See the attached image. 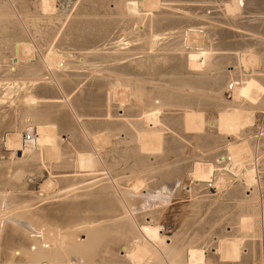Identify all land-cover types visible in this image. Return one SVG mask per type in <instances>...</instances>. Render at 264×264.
<instances>
[{"label": "rangeland", "instance_id": "obj_1", "mask_svg": "<svg viewBox=\"0 0 264 264\" xmlns=\"http://www.w3.org/2000/svg\"><path fill=\"white\" fill-rule=\"evenodd\" d=\"M235 1L154 0L150 8L146 0H0V207H23L39 227L55 215L51 227L66 241L87 234L104 245L125 236L128 225L148 250L141 264H264V93L255 110L234 97L242 78L264 85V34L243 31L264 19V0H243L256 3L254 14L249 6L227 15ZM169 19L178 21L171 31L156 29ZM191 24L203 30L187 46L180 32ZM202 43L211 62L192 56ZM248 52L256 57L251 66ZM129 91H143L142 107ZM46 96L58 105L39 106ZM42 106L59 121L72 118L70 127L54 122L55 149L33 143L28 130H35L29 109ZM241 108L253 113L243 129ZM240 139L251 147L242 164L255 174L251 189L241 165L229 162L228 149ZM198 167L209 181L193 179ZM164 171L172 178L162 183ZM243 214L253 219L244 232ZM12 229L3 222L0 264L21 263L22 247L35 251L44 241L39 229L28 242ZM232 235L243 242L241 258L220 260L217 242ZM123 242L113 264H133ZM190 249L197 260H188Z\"/></svg>", "mask_w": 264, "mask_h": 264}, {"label": "bare ground", "instance_id": "obj_2", "mask_svg": "<svg viewBox=\"0 0 264 264\" xmlns=\"http://www.w3.org/2000/svg\"><path fill=\"white\" fill-rule=\"evenodd\" d=\"M263 1V0H261ZM259 2V1H258ZM261 3V2H260ZM260 3H258V5L260 6ZM47 4V3H46ZM45 4V5H46ZM146 7H153L155 5V2L154 0H146ZM250 6V8H248ZM255 6H256V3L253 1L251 2H246L244 3L243 0H236L234 3L230 4V7L232 8H228V10H226L225 12L227 13V15H230V16H236L238 13H240V11H242L243 9H249V12L253 13L254 10H255ZM44 8V6H43ZM41 9V8H40ZM189 11V10H188ZM242 13V12H241ZM192 14V13H191ZM254 14V13H253ZM258 14V13H257ZM255 14V15H257ZM264 15V13H259V15ZM247 16V14H246ZM245 17V16H243ZM248 17H250L248 15ZM247 17V18H248ZM253 17V16H252ZM252 19V18H251ZM257 21V25L256 26H251L250 24H244V25H247L246 27H243V31L246 30V31H254V29H260V31H258L259 33H262L264 34V19L261 17L259 19L256 20ZM255 21V22H256ZM178 21L176 20H160L158 23H156V29L157 27L158 28H163V31L164 30H169L171 31V27L174 26V24H176ZM180 22V21H179ZM183 23V22H181ZM180 23V25H181ZM5 24V23H4ZM178 24V23H177ZM184 25V24H183ZM202 25V24H201ZM179 26V25H178ZM231 26V25H230ZM150 27V26H149ZM154 27V26H152ZM151 27V28H152ZM183 27V26H182ZM181 27V28H182ZM185 27V25H184ZM183 27V28H184ZM187 28L184 29L183 31H181L180 33L182 34L181 36V39L184 38V40H180V41H183L184 42V45H186L187 43H189L190 41H192V39H196L197 38V35H198V32L197 31H202L203 28L202 27H197L196 25H189V26H186ZM178 28V27H176ZM175 28V29H176ZM180 28V29H181ZM182 28V29H183ZM8 29V28H7ZM149 32H151L152 29L149 28ZM174 30V29H173ZM178 31V30H176ZM175 31V32H176ZM165 32V31H164ZM169 33V32H167ZM171 33V32H170ZM174 33V31H173ZM165 34V33H164ZM175 34V33H174ZM177 34V32H176ZM175 34V35H176ZM170 35V34H169ZM168 36V35H167ZM171 36H168L166 37V41H167V38H169ZM178 37H180L178 35ZM217 37V35H216ZM174 38V36H173ZM177 38V37H176ZM66 39V38H65ZM170 39V38H169ZM168 39V41H169ZM172 39V37H171ZM180 39V38H179ZM263 39V38H262ZM70 40V39H69ZM176 41V40H175ZM161 43H164V42H161ZM169 43V42H168ZM177 43V42H176ZM192 43V42H191ZM166 44V43H165ZM171 44V42L169 43ZM167 44V45H169ZM175 44V43H174ZM172 44V45H174ZM190 44V43H189ZM166 45V47H167ZM178 45V44H177ZM164 46V45H163ZM176 46V45H175ZM174 46V47H175ZM188 46V44H187ZM205 44L202 43L198 48L201 50V49H204L205 48ZM139 47V46H138ZM180 47V45H179ZM140 48V47H139ZM142 48V47H141ZM168 50L169 47H167ZM185 48V46L183 47ZM163 49V48H162ZM180 49H182L180 47ZM179 49V50H180ZM186 49V48H185ZM189 49V48H188ZM29 49L25 50V53L28 51ZM157 50V49H156ZM166 52H167V49H164ZM177 50H178V47H177ZM178 50V51H179ZM183 50V49H182ZM182 50L181 53H182ZM173 51V50H172ZM175 52V51H174ZM173 52V53H174ZM28 53V52H27ZM170 53V52H168ZM170 55V54H169ZM174 58L176 59V52L174 54ZM178 55V54H177ZM146 56V55H145ZM194 58H198V59H201V58H205L204 60V63L206 62H211V61H208L209 58L212 55V53L210 52V49H204L203 51H201L198 55H193ZM179 57V56H178ZM188 57H191L189 53L185 54L184 58L187 59ZM247 57L248 59L246 60L247 61V64H249L250 66L255 64L256 63V57H255V53L253 52H248L247 53ZM171 59L172 56L170 57ZM213 58V57H212ZM219 58V57H218ZM173 59V60H175ZM31 60V59H30ZM149 63L151 62H154L155 61V57L153 59V57H150L148 59H146ZM211 60V59H210ZM221 61V57L218 59ZM223 60V58H222ZM49 62H52L51 59H49ZM179 63H182V61H179ZM208 64V63H207ZM32 65V64H31ZM35 65V64H34ZM7 66V65H6ZM38 66V65H36ZM9 71H10V67L11 65L9 66ZM31 67V66H30ZM54 67V66H53ZM56 67V66H55ZM218 67V66H217ZM25 69L30 70L29 66L26 67ZM34 69V68H33ZM215 69V68H214ZM40 70V69H39ZM38 70V71H39ZM37 71V72H38ZM13 72V71H12ZM8 73V72H7ZM14 73V72H13ZM24 73V72H23ZM40 73V72H39ZM34 73L35 75H37L38 77L41 76L42 74L40 73ZM12 74V73H11ZM25 74V73H24ZM51 74V72H50ZM53 74V72H52ZM46 74H44L45 76ZM57 75V74H56ZM3 76V75H2ZM37 76H33L32 78L36 77ZM44 76H43V79H44ZM52 76V75H51ZM50 76V78H51ZM54 76V75H53ZM22 77V76H21ZM27 77V76H26ZM25 77V78H26ZM28 78V77H27ZM48 78V77H47ZM30 79V78H29ZM42 78H39L38 80H41ZM53 79V78H52ZM55 79V78H54ZM28 80V79H27ZM33 81V79H30ZM37 80V79H36ZM37 80V81H38ZM47 80V79H46ZM7 81V80H6ZM19 81V80H18ZM43 81V80H42ZM53 82L56 80H52ZM51 81V82H52ZM39 82V81H38ZM46 82V81H45ZM48 82V81H47ZM50 82V81H49ZM52 82V83H53ZM98 82V81H97ZM36 83V81H35ZM43 83V82H41ZM14 84V83H13ZM39 84V83H38ZM44 84V83H43ZM54 84V83H53ZM33 85V84H32ZM42 85V84H41ZM45 85V84H44ZM48 85V84H47ZM46 86V85H45ZM62 86V85H61ZM112 86V85H111ZM27 87V86H26ZM52 87V86H51ZM50 87V88H51ZM40 89V87H38ZM28 89V88H27ZM98 89H99V86H98ZM122 89V88H121ZM33 90V89H32ZM37 90V89H36ZM45 90V89H44ZM53 90V89H52ZM31 91V90H30ZM34 91V90H33ZM47 91V89H46ZM61 91V90H60ZM126 91V90H125ZM35 92V91H34ZM33 94L35 95L37 93H34ZM45 92V91H44ZM52 92V91H50ZM128 92V91H127ZM134 93V97H132L129 91V94H131L130 96L132 98L135 99V104L136 106H141L144 104V101H145V94L143 93V91L141 92H135L133 91ZM49 93V92H48ZM54 93V92H53ZM58 93V92H57ZM102 93V92H101ZM123 93V92H122ZM264 93V85H262L261 83H259L253 76H250V77H246V78H242V80L240 81L239 83V87L237 88V93L236 95L234 94V97L236 98H239L241 99V103L243 102H247L249 103L250 107H251V110H255L253 109V105L257 104V101L259 100L260 96ZM49 94H52V93H49ZM56 94V93H55ZM62 94V93H61ZM93 94V91H92V87L90 86L89 90H88V95H92ZM114 94V92H113ZM125 94V93H124ZM128 94V93H126ZM128 94V96H129ZM44 95V94H43ZM39 96V95H37ZM42 96V95H41ZM45 96V95H44ZM52 96V95H51ZM42 97L41 98V103H39L41 106L42 105H55L57 104V102H54L55 100H57L56 97ZM54 96V95H53ZM64 96V95H62ZM85 96V95H84ZM97 96V95H96ZM129 96V98H130ZM27 97V96H25ZM33 97V96H32ZM31 97V98H32ZM36 97V96H34ZM98 97V96H97ZM101 97V96H100ZM40 96L37 98L39 99ZM126 98V96H125ZM131 99V98H130ZM31 100V99H30ZM36 99H32L31 101H35ZM128 100V99H127ZM37 101V100H36ZM129 101V100H128ZM134 101V100H133ZM33 102L30 104L31 106H33ZM114 102V101H113ZM118 102V101H117ZM24 103V102H23ZM58 105V104H57ZM164 105V104H163ZM29 106V105H28ZM135 106V107H136ZM137 106V107H138ZM160 105L157 104L156 107H154L153 109L157 110ZM162 106V105H161ZM253 106V107H252ZM259 106V105H258ZM27 107V106H26ZM56 107V106H55ZM131 107V106H129ZM256 107V105H255ZM45 109L44 106L40 107V108H30L29 111H28V114L31 115V117L33 118L32 121L30 122L31 124H35V130L33 129V127L31 128L30 126V129L28 127V130L30 131V133H32V136H33V143H36V145H44V147L46 145H51V147L53 149H55L56 147V134L55 133V128H56V124L54 122H57V125H61L62 127L65 125L66 126H71V123H72V118H69L67 120H63V121H59L58 118H59V115H57L56 117H54V114L53 116L52 115H48V113L45 112ZM132 109V108H131ZM250 109V108H249ZM130 110V109H129ZM133 110V109H132ZM131 110V111H132ZM134 111V110H133ZM154 111V110H153ZM159 111V110H158ZM52 112V111H51ZM147 113V112H146ZM156 113H154V116H155ZM72 115V114H71ZM144 115V113H143ZM147 115V114H146ZM239 126L241 129L249 126L252 122H253V113L252 112H249L248 110L246 111V109L244 108H241L239 110ZM137 116V115H135ZM152 115H148V116H145L146 118L150 117V118H153V116L151 117ZM74 117V115H73ZM134 117V116H133ZM71 119V120H70ZM134 121V120H132ZM53 124H55V128H53ZM135 127L139 128L136 132V135H140L138 134L139 131H141L140 129V123H135L134 124ZM81 130V129H80ZM229 147V146H228ZM250 146L248 145L246 139H240L236 144H232L230 146V148L228 149L229 152L228 154L230 155L229 157V162L230 164L232 165H241L239 167H241V169H239L241 171V174H243L244 178L248 181V186L247 188L248 189H251L252 188V184L253 181H252V178L255 176L254 172L251 171L250 169L251 168H246L244 167L242 164L247 162L248 159L250 158L251 156V150H250ZM48 149V148H46ZM51 154L55 155L56 152L53 150L51 152ZM50 154V155H51ZM49 157V156H48ZM60 159V158H59ZM87 161V160H86ZM216 161V159H215ZM221 161V160H220ZM223 161V160H222ZM86 163V162H85ZM200 163V161H199ZM204 163V162H203ZM206 163V162H205ZM210 164V167L212 166V162H209ZM221 163V162H220ZM63 164V163H62ZM218 164V163H217ZM224 164V162H223ZM197 165V164H195ZM194 165V166H195ZM202 165V164H201ZM206 165V164H205ZM205 165L202 167H205ZM220 165V164H218ZM222 165V163H221ZM200 166V165H199ZM202 167H198L199 171L197 169L194 168V171L192 172V176H193V179L194 180H198V179H201L202 177L201 176H205V172L203 173V171H205ZM207 167L208 166V163H207ZM214 168V166H212ZM219 167V166H218ZM202 168V170L200 169ZM201 170V171H200ZM208 170V169H207ZM206 170V171H207ZM212 170V169H210ZM209 170V173L211 172ZM214 170V169H213ZM216 171V169H215ZM153 172V171H152ZM208 174V173H206ZM211 174V173H210ZM213 174V173H212ZM153 175H156L155 173ZM159 176V180L162 181V183L166 182L168 179H171L172 178V174L171 173H167V172H161L160 174H157ZM209 175V174H208ZM210 176V175H209ZM201 177V178H200ZM212 177V176H210ZM209 177V178H210ZM204 178V177H203ZM206 180L207 177L205 176ZM244 179V180H245ZM209 181V180H208ZM219 183V182H218ZM161 189L166 192V190L168 191L167 187L164 185L161 187ZM247 189V190H248ZM160 190V189H158ZM23 208V207H22ZM21 207H17V208H14V209H10L9 210V206H5V205H2L0 207V211H3L1 214H0V241L2 240V237H4L3 235H1V229H2V226H3V222H9L12 224V234L11 235H14V237L16 238H20V240H25L28 242V240H30V238H32V234L31 233H34L36 231V229H39V233H41L43 235V239L44 241L42 242V244L37 247V249L35 251H32L30 250V248H21L20 252H21V255H22V258H23V261L21 263H18V264H94L96 262H98L99 260H101L102 262L105 261L106 263H109V264H113V261H115L118 257L117 253H116V245L118 243H121L123 242V240L125 241L126 243V246L124 247V257H128L132 260L133 264H141L146 256L148 255V250L147 248L145 247L144 243H142V241L140 239H136V235H135V231L133 230V228H131L130 226L127 225V230L128 232L126 233L125 236H121L117 239V241H108L107 243H105L104 245H99L95 242L94 239H92V236L90 235H87L85 236V240L81 241V240H76L78 239L79 237L77 236L76 239H72L70 241H66L67 238L63 237V236H57L54 229H52L53 227H51L53 225V223L56 222V216L55 215H50L47 219L49 223V225H45V226H38L36 224V222L33 220V217L31 216V214L25 212V211H21L22 209ZM11 212H14L10 215H8L9 213ZM244 213L247 214V211H242ZM39 214V213H38ZM244 217H242L239 221V228L242 229L240 231H245L246 228H251L252 225H251V221L253 220L251 217L243 214ZM43 216V219H45V216L44 214H41L40 217ZM252 216V215H250ZM55 221V222H54ZM29 222V223H27ZM7 224V223H6ZM257 224V223H256ZM11 226V225H10ZM54 226V225H53ZM228 226V225H227ZM231 226V225H230ZM229 226V227H230ZM238 226V225H237ZM6 227V226H4ZM10 228V227H9ZM233 228V227H232ZM11 230V229H10ZM7 231V230H6ZM237 231V230H236ZM15 232L17 234H15ZM233 232V231H232ZM31 234V236L28 237V235ZM236 235V234H235ZM238 236V234H237ZM242 236V235H241ZM63 237V238H62ZM36 238V237H35ZM124 244V242H123ZM243 242L240 240V239H237L235 236L232 235V237H225L221 240H219L217 242V251L219 253V258L220 260H224V261H232V262H235L237 260H239L241 258V246H242ZM39 245V243H38ZM119 245V244H118ZM49 246V247H48ZM48 247V248H47ZM1 248V246H0ZM0 255H1V249H0ZM2 255L5 256V257H8L7 259H9V257H11V253L10 252H7V253H3L2 252ZM186 256L188 258V260H197L199 257H198V252H195V251H192L191 249L187 251L186 253ZM12 258H15V252L12 251ZM11 260V259H10Z\"/></svg>", "mask_w": 264, "mask_h": 264}]
</instances>
